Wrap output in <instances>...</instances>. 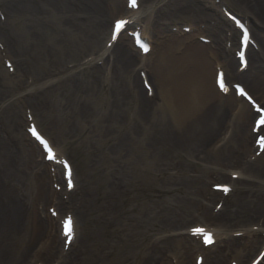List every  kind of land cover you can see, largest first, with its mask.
Returning <instances> with one entry per match:
<instances>
[{
	"label": "rangeland",
	"instance_id": "rangeland-1",
	"mask_svg": "<svg viewBox=\"0 0 264 264\" xmlns=\"http://www.w3.org/2000/svg\"><path fill=\"white\" fill-rule=\"evenodd\" d=\"M76 1L79 4L81 3L80 0ZM90 1L105 8V6L99 1ZM142 1L144 6H149L152 2V0ZM189 2H192V5H197L199 1L189 0L188 3ZM200 4L204 6L203 3ZM81 5L82 3L80 6ZM1 6L3 8L4 4ZM230 6L240 12L235 6ZM60 7L61 6H58L57 8L55 7V12L56 10L60 11ZM168 8L169 5L166 10ZM75 9L77 10L78 8ZM105 9L109 11L107 8ZM4 10L8 13L5 6ZM206 10H208L207 7ZM64 13L65 12H62L63 15L61 13H56V16H60L61 19L72 29H77V27H72L68 24V17H71V14ZM153 15L154 13L146 14V16H152L155 22L160 21L159 27L157 26L158 31H155L154 34L151 33L152 39L156 42V49L154 50V54L149 58V67L154 84L158 89V96L155 103H153V106L147 108L143 107L145 96L143 91L140 90L142 89V85L138 78V69L135 66V62L131 64L128 73L122 72L117 76H120V82L117 81V77L112 81L114 84H117L116 89L112 86H106V88H109L108 94L104 100H96L97 102L95 105L89 106L88 104L90 103H87L85 97H79L82 93H76L75 95L73 92L74 84L80 86L85 85L82 87V90L91 89V84L86 85L87 82H80V79L86 78L85 80H88L89 74L86 71H79V69L75 68L73 69L76 70L74 75L77 76L72 82H70L64 78L67 77L71 70L67 69V71L61 72L64 69L61 70L60 67L65 65V63L67 67V64L70 63V61L80 62L78 60H81L82 62L84 60L83 58L89 52L86 48V51L79 56L73 54L61 56L62 53L59 50L58 41L59 38L63 39V43L61 44L62 47H64V43L67 42L66 39H77L79 40V43L82 41L83 46L85 45L88 47V45H90V50L94 47H102L106 35H104V37L102 36L101 40H99L100 37L98 39L97 36H95L96 33H99L97 32L98 27L95 28V25L93 24L87 25V31L91 35L93 43L85 40L79 31L76 32V30L75 32L69 31L70 33H65L60 26L63 31H61L62 34H50L53 35V41L50 42L52 45L47 47L48 49H45L47 50L45 51L47 54V60L50 61L48 66L41 65L40 62L36 63L38 66L36 71L40 73L36 76V79L39 81L37 86L39 87V85L43 83H45V86L53 84V87L50 89L52 93L47 92V87H43L45 96L48 97L50 101V109L44 113H41L40 111V113L36 114V117L44 131L49 134L56 143L58 142L64 146V153L72 159L76 166L77 178L82 187L83 185L85 188H90L92 186L95 189L92 190L95 198L90 199V201L83 206L84 209L77 215L83 233V237L80 241L82 240V243L84 242V245L87 248L85 254L86 259L89 260V264H144V262L147 261L146 258L148 255L151 254L150 250L153 249V252L160 253L159 256H154L156 264H174L171 262V259L174 257H176L175 264H195V253L198 249L194 248V240L189 238L183 239L178 236L182 235V232H185L188 227L196 222H203L213 224L215 228L222 231H228V234L222 236L214 247L203 250L202 252L204 255V251H206V253L218 251V255L223 258L224 264H229V260L233 259V257L244 264H247L254 252L259 249L261 244L260 240L256 241L249 248L243 246V248L247 249L245 251H241L238 247L237 249H229L226 244H229V247L231 241H240L239 243L248 242L247 237H236V232L234 231L248 228L249 226L252 227L260 218H263L260 220L264 222V216L251 219L249 223H247L249 226L245 227L242 226L243 221L236 220L239 218L238 214L222 220L226 215L222 218L213 215L214 205L218 198L216 199L215 197L210 200L207 192L208 190H212L211 186L215 182L229 183L231 171L242 170L245 175L243 178L244 180H240L239 187L240 189L241 187L245 188V192L244 195L240 192L236 199H242L245 196V199H247L248 195L250 199L254 198L257 200L258 197V200L263 202L264 155L254 162H246L245 156L247 153L244 155L249 146V142L246 139V133L247 129L251 127L252 116H250L249 119V121L251 120L250 123L248 119L246 121L247 116L244 115L242 120H238L239 123L235 126V129L234 122L230 121L227 126V123L224 120L227 117L228 112L233 108L235 101L233 97L224 98L229 99L228 101H225L231 103V106L218 120L219 132L209 141L201 142L200 139H197V142L191 145L186 143L185 139H181L180 134H176L179 140L171 139L167 141L166 143L168 144L165 143L166 145L163 149L157 147L158 139H156V136L162 132L161 128L163 126L171 130L177 127L176 115L178 113L176 102H174L175 105L173 102H170L171 106L168 107L165 104V99L162 98V92L164 89L167 90L168 87L167 85H164V83L162 84V77H159L157 73L160 61L159 51L163 48V45L167 43L169 37L174 36H163L162 32H160L161 28L165 30L166 27L168 29V26L172 22L173 24H179L180 22L199 24L200 22L207 20V18L201 17L199 19H194L189 16H177V14L171 12L172 18L164 20V18H155ZM7 17H9V14ZM114 17L115 14L109 13L105 32L110 28L111 21ZM42 18L51 21V23L54 22L59 26L54 17L46 14ZM9 20V22L7 21L8 27L14 30V34L18 36V45H27L33 37L39 41L43 40V36L39 37L35 34L37 28L35 29L33 27L32 32H28V29L30 30V28H25V19L24 21L20 18L14 20L9 17ZM54 27L56 28V26ZM261 28L264 29V27ZM263 29L261 30L253 27V34L261 43H264ZM92 30L94 31L92 32ZM207 32L210 33L208 30ZM204 35L208 34L205 33ZM182 41L185 42V40ZM121 42L128 44V41L125 42L123 37ZM189 42L190 41H188V44ZM29 47L32 48V51L37 46L31 44ZM180 49L181 47L178 51H180ZM175 50L176 48L171 50V55L174 58H178L173 56ZM6 51L18 68L17 73L12 74L11 76H5L8 71L4 66L2 54L6 52L0 51V77L4 80L3 84L0 83V126L2 125L3 127V129L0 128V149H4L9 153V147L14 143H17V147L20 146L22 148L23 154H25L23 152L25 151L24 149H28V155L25 154L27 158L22 163V176L17 180L18 183H20L22 190L23 207L22 212L20 213L22 215V228L25 235V243L19 247V252L17 254L19 259L17 264H35L37 260L43 261L46 264H53L56 257L55 254L57 253V249L55 248L56 244L54 242L51 243L52 245L50 246L52 250L48 249V251H52V254L46 252L44 255H41L38 251L40 245L46 240L50 239V241H52L57 238L54 234L55 227L51 230V236L45 228V225L48 227V223L44 217V214H47L48 202H43L46 198V186L40 176L35 173L33 166L35 165L33 150L27 148L26 141L23 139L24 135H17L18 131L22 132L19 126L21 122H23L21 116L24 118V110L21 109L16 102L14 103L15 105L12 103V101L16 99L13 96L14 94L16 95L15 97L22 95L23 98L24 95L29 93L30 90L26 83L27 75L22 73L21 57L17 56L10 47H6ZM49 51L54 52L52 58L50 57L51 59L48 55ZM220 54L222 55V51L217 54V57H219ZM59 57L61 59H59ZM217 57L215 54V58ZM223 57L225 60H228V63L230 62V59H232L231 56L229 57L224 54ZM52 62L56 64H52L50 67V63ZM212 70L214 71V69ZM255 70L257 69L254 64L250 71L254 72ZM116 72L117 70L114 68V73H110V76L116 75ZM123 73L126 74L122 75ZM206 74V72L203 73V75L201 73V80L204 82L207 81L205 80ZM249 75L250 74L239 80L247 86H250L253 90L252 92L256 93V95H264V85L260 88H257L255 84L252 86L249 81ZM131 77H135L139 83L140 89L137 90L135 88ZM256 78H258L257 75ZM63 79V83H59ZM212 80L213 75L211 82ZM36 82L37 81H35V83ZM37 86L35 85L32 87ZM66 89L69 90L67 91ZM113 91L115 92V98L122 104L123 117L118 118L113 122V126H110V137L106 138L103 134V132L107 130L105 126L106 124L103 123V116H99L91 121H81L76 116L66 119L67 126L65 128L70 126L76 129L77 133L80 132V136L74 138L69 137L67 132L64 134L61 133L58 128H55L54 125H52L53 121L51 120L54 118L59 119L62 114V104L70 101L73 97H75L78 104L77 107H75L76 110L83 107L89 110L90 107L92 109L89 110L91 113H98L99 109L103 112H107L110 106L109 103L112 101L111 95ZM4 95H7L8 97L4 98ZM98 96L99 94H93L91 95V98L95 99ZM130 103L136 105L135 109ZM137 105H140V111L138 110ZM247 106L250 108L249 105ZM134 112L139 113V117L133 116ZM140 114L142 115L141 118ZM195 123L196 122H191L190 126L187 127L184 136L186 139H189L190 135L196 130L193 126ZM229 127L232 130V133L228 140L222 142V135L226 134V128ZM244 129H246L245 135L243 136L244 143H235L237 137L242 138L240 134ZM196 136L197 135L195 134V137ZM215 138H217L216 141L219 140L217 143L223 144V147L214 150L210 146L207 149V146L210 144L212 145ZM117 143L125 146V149L121 152L118 151L116 148ZM107 149L110 151L111 162H108L109 159L105 158L104 151H107ZM212 173H216L219 177L217 179H212ZM37 185H44L45 188L42 192L38 191ZM116 192L119 193V197L117 194H115L116 198L110 196V194ZM192 192H196V194L198 193L199 197L195 198ZM235 195L236 193L234 196ZM256 195L257 197H255ZM234 196L232 193V196L227 199L231 200ZM40 201L45 204L43 206L45 213L39 211L38 204ZM65 202L69 205L71 204L67 201ZM228 205H230V201L228 202ZM237 205L238 203L235 201L233 206L237 207ZM147 206H150V210L154 211V214L151 217V227L149 232L147 233V231H145L144 233V231L141 230V233L140 229L142 228V222L144 219L143 212ZM228 211L230 210L228 209ZM20 213L19 217L21 216ZM38 225H40L39 228ZM231 225L234 226V229L229 230ZM133 229L136 230L133 239H139L142 242L137 244L129 243L130 240H133L131 238V232ZM255 238L258 239L259 237L255 236ZM119 241L124 244L126 243L127 245L118 244ZM107 243L108 245H112L113 248L106 246ZM189 243L190 247L188 246ZM113 244L118 245L114 247ZM191 244L193 246H191ZM184 245L186 248H183ZM104 247L107 249H104ZM104 251L110 253L109 255H106L105 258H101L102 255L100 252ZM62 263H64V261ZM64 264H69V262Z\"/></svg>",
	"mask_w": 264,
	"mask_h": 264
},
{
	"label": "bare ground",
	"instance_id": "bare-ground-1",
	"mask_svg": "<svg viewBox=\"0 0 264 264\" xmlns=\"http://www.w3.org/2000/svg\"><path fill=\"white\" fill-rule=\"evenodd\" d=\"M80 1L82 3L81 6H80L81 3L80 4L77 3L76 0H0V5L4 4L5 8H7L9 17H11L14 20L16 18H20L24 21L25 19L26 20L25 24L27 25V27L25 25V28L26 29L30 28V30L28 29V32H32V29L34 27L35 29L37 28L35 34L39 36H43L42 41H39L35 39V37H33L30 39V43L28 42L27 45L24 46L22 45L23 51L21 52V56H22L21 58H23L24 62L26 58L27 60L29 59V53L31 52L32 49L29 47V45L35 44L37 46L36 48L39 50L37 62H40L41 65L48 66L50 61L47 60V56H46L47 54L45 53V51L47 50L45 49H48L47 47L52 45V43L50 42L53 41L52 40L53 35L50 34L53 33L56 35H61L63 31L65 33H70V32H75L77 30L76 32L79 31L83 35L85 40H87L90 43H93V39L89 34V32L87 31V25L93 24L95 25V28L98 27L97 32H99V33L95 32L96 33L95 36H97L98 39L100 37L99 40H101V37L104 35L105 32V27L108 24L107 18L109 12L104 7L95 4L90 0H80ZM188 1L189 0H161L159 2L156 1L154 4L150 3V5L145 10L142 9L140 11L142 14H140V12L131 11L127 7L126 9H123V14L131 15L135 23L138 25H142L144 29V33L149 36L151 32L154 33L155 29H158L160 21L155 22V20H153V18L150 16L149 19L145 21L143 15H145L147 11L149 13H154L153 17L155 16V18L158 19L164 18V20L172 18L171 12L177 14V16H189L194 19H199L201 17L209 18V16H211L198 4L192 5V2L188 3ZM226 1H228V3H231L240 10H242V12L247 17L253 19L251 20L252 21L251 24L253 25L255 24L254 25L255 27L258 26L264 27V0H226ZM168 5L169 8L166 10ZM58 6H61L60 11L56 10L55 12V7L57 8ZM211 6L219 8V6L215 4H211ZM75 8L78 9L76 10ZM116 8H120V7L118 6ZM62 12H65L64 14L66 13L71 14V17H68V24H70L72 27H77V29H72L61 19L60 16H56V13L62 14ZM46 14L51 17H54V19L59 24V26L58 25L56 26V28L58 29L57 33L51 31L49 29V27H51L49 21L44 20L42 18ZM60 26L63 31L61 30ZM1 27L2 29H0V34L4 40H7L8 38L6 36L8 35L9 30L5 25H1ZM162 30L164 29L161 28V31ZM93 31L94 30H92V32ZM213 31L215 34H218L217 30H213ZM62 40H63L62 38H59L58 41L59 42L58 47L60 52L62 53L61 56L63 55L67 56L69 54L79 56L80 54H83L86 51V48L88 49V52L90 50V45H88V47L84 45L85 46L84 47L83 42L80 41L79 43V40L77 39H72V40L66 39L67 42L64 43V47H62L61 45L63 43ZM167 43L163 45V48H161V50L159 51L160 61H159L157 73L159 77H162V84L164 83V85H167L168 87L167 90L164 89L163 91V96L166 102L165 103L166 106L170 107L171 106L170 102L177 103V108H178V113H177L178 116L176 115L177 127L171 130L163 126L161 128L163 135L158 140L157 147L163 149L167 141L171 139L179 140L176 134L177 135L180 134V138L185 139V142L191 145L197 142V139H200L201 142L209 141L213 136H215L219 132L220 129H218L219 128L218 120L223 115V113L231 106V103H227L229 99H224V97H222L217 92V89L215 87L216 72L212 70L213 64L207 59V48L204 45L196 43L195 45L188 46L186 47L184 53L181 56L176 55L175 57L178 58H174L171 55V50L176 48L177 51L183 43L182 41L176 39H168ZM260 46L263 49L262 43L260 44ZM114 50H116L117 55L119 56V58H117L116 66H115L117 70L116 75L110 76V74L101 72L100 69H98L96 71L91 72V74L88 76L89 77L88 80H85L86 78L80 79V82H84V83L87 82L86 85L91 84L90 90H86V89L82 90V87H84L85 85L80 86L74 84L73 92L75 93V95L76 93H82L81 95H79V97H85L87 103H90L88 104L89 106L95 105L97 102L96 100L101 101L105 99L109 90V88H106V86H112L116 89L117 84H114L112 81H114L120 73L122 72L128 73L130 71L131 64L136 62L134 60L135 58L133 54L127 50L126 46L122 45V43L120 44L119 41ZM59 59L61 58L59 57ZM233 63L234 60H232L231 66L233 65ZM260 63H262V60L260 59L255 60L256 65H260ZM51 66L52 65L50 64V67ZM248 71H250V69H248ZM205 72L207 73L205 76V80H207L206 82L201 80V77ZM126 73H123L122 75ZM250 74L251 76L249 75V81L252 86H254L255 84L257 88H260L261 86L264 85L263 73L261 71H254ZM212 75H213V80L211 82ZM256 75L258 76V78H256ZM74 78H76V76H72L67 80L72 82ZM131 78L133 81V85H135V88L137 90L140 89L139 83L135 79V77H131ZM117 81L120 82V76L117 77ZM52 87L53 86H48L47 92L52 93V91H50ZM68 90L69 89H67V91ZM142 91L146 97L147 94L146 90H144L143 88ZM114 93L115 92L113 91L111 95L112 101L111 103H109L110 106L107 112H103L101 109H99L98 113H91L89 111L92 110L90 107L89 110L85 107L76 110L75 107H77L78 104L75 100V97L71 98L70 101H67L64 104H62V114L59 119L54 118L53 120H51L53 121L52 125H54L55 128H58L61 133L64 134L65 132H67L69 137L74 138V137H79L80 132L77 133L76 129L70 126L65 128L67 126L66 119H70L76 116L81 121L84 120L91 121L99 116H103L104 117L103 123L106 124L105 126L107 129L105 132H103V134L106 138L110 137L111 136L110 126H113V122L116 121L118 118L123 117L122 104L120 103L119 100L115 98ZM93 94H99V96L95 99L91 98V95ZM146 99L147 98H145V103L143 105V107L145 108L152 105L149 104ZM223 100L224 101L227 100V101L224 102ZM137 108L140 111V105H137ZM219 113L220 116L218 117L217 114ZM245 113L246 111H243L240 114L241 120L242 117H244ZM133 116L139 117V113L134 112ZM141 116L142 115L140 114V118ZM191 122H196L193 125L196 130L193 132V134L190 133L192 135H190L189 139H186L184 137L185 132L187 130V127L190 126ZM245 131L246 129H244V131L240 134L242 138L237 137L235 143L237 144L244 143L243 136L245 135ZM195 134L197 135L196 137ZM52 146L55 147L53 144ZM116 148L118 151L121 152L125 149V146L119 145L117 143ZM24 150L25 151L23 152L28 155V150L27 149ZM104 152H105V158H108L109 159L108 162H111L112 159L110 156L109 149H107V151ZM25 154H23L21 150V152L18 154L19 157H14L12 154L6 152L4 149L2 150L0 149V168L2 170L0 172V176L5 178L6 180L4 184H0V264H17L19 260L17 256L19 252V247L25 243V235L23 233L24 230L22 228V221H21L22 215L20 213L22 212V203L20 201L18 193L15 190V188L19 184L17 180L20 179V177L22 176V160L25 159L26 156ZM37 188L39 192H42L45 187L44 185H40V186L37 185ZM115 194H117L119 197V193L117 192L110 194V196L116 198ZM192 194L195 198L199 197L198 193L196 194V192H192ZM45 197L47 198V189L45 191ZM245 197H243L242 199H236V202L238 203L237 207L231 208V212H234L233 214L234 216L237 214L239 215V218L236 220L243 221L242 224L243 227L249 226L247 225V223H249L251 219H256L257 217L264 216V199H262L263 202H260L258 200L257 195L255 196L257 197V200H255L254 198L250 199L248 195H247V199H245ZM19 213L21 215L20 217H19ZM143 213H144L143 216L144 219L142 222V228L139 225V227L141 228L140 232L142 233V231H144L145 233V231H147L148 233L151 227L150 221L152 215L154 214V211H151L150 206H147ZM60 214H62V211L58 209V215ZM39 227L40 225H38V228ZM231 228L233 229L234 226L231 225L229 230H231ZM135 234H136V230L133 229V231L131 232L132 239L134 238ZM60 238L61 237L58 236L59 243H60ZM140 242L142 241L139 239H133L129 241V243H136V244ZM239 242L240 241H236V240L231 241L229 247H228L229 244H226L227 248L237 249L238 247V249H240L241 251H245L247 249L243 248V246L249 248L256 241L253 242L248 241L246 243H239ZM118 244L123 245L124 243H121L119 241ZM118 244H113V245L115 247ZM124 245L127 244L125 243ZM106 246L113 248V246L108 245V243ZM183 248H186L185 245L183 246ZM104 249L107 248L104 247ZM109 253L110 252H105V253L100 252V254L102 255L101 258H105L106 255H109ZM150 253L151 254H149L147 258L145 257L147 261H145L144 264H156L154 256H159L160 253L153 252V249L150 250ZM78 261L79 259L75 257L74 259L69 261V264H78ZM205 264H224V263H223V258L218 255V251H217L214 252L212 255L208 256Z\"/></svg>",
	"mask_w": 264,
	"mask_h": 264
},
{
	"label": "snow or ice",
	"instance_id": "snow-or-ice-1",
	"mask_svg": "<svg viewBox=\"0 0 264 264\" xmlns=\"http://www.w3.org/2000/svg\"><path fill=\"white\" fill-rule=\"evenodd\" d=\"M130 6H131V7H136V6H137V0H130ZM124 23H125L124 21H118V22L116 23V25H115L116 29L119 30V29L124 25ZM221 87H222V88L224 87L223 83H221ZM241 91H242V90H241ZM260 123H261V124H264V119H262V120L260 121ZM49 152H51V149H49ZM224 190L227 191L228 189L225 188ZM70 224H71V221H69V225H70ZM193 231H194V233H202V232H203V229H199V228H197V229H194ZM206 242H207V243H211V242H212L211 238H210V237H207V238H206Z\"/></svg>",
	"mask_w": 264,
	"mask_h": 264
}]
</instances>
